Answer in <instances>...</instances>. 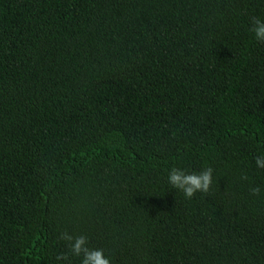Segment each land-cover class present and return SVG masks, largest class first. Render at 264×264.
Masks as SVG:
<instances>
[{
	"label": "trees",
	"instance_id": "1",
	"mask_svg": "<svg viewBox=\"0 0 264 264\" xmlns=\"http://www.w3.org/2000/svg\"><path fill=\"white\" fill-rule=\"evenodd\" d=\"M251 16L264 0H0V264H80L61 232L111 264H264ZM173 166L212 167L211 191L186 200Z\"/></svg>",
	"mask_w": 264,
	"mask_h": 264
},
{
	"label": "clouds",
	"instance_id": "2",
	"mask_svg": "<svg viewBox=\"0 0 264 264\" xmlns=\"http://www.w3.org/2000/svg\"><path fill=\"white\" fill-rule=\"evenodd\" d=\"M250 31L258 43L264 44V19L257 16L250 17ZM256 166L264 169V155L254 158ZM212 167H206L199 172H186L183 168L171 167L167 172V183L172 189L181 193L186 200H192L197 194L207 195L213 185ZM246 179V177H245ZM259 188H253L252 194L258 195ZM59 240L67 241L72 255L82 257L80 264H111V257L106 256L103 249L87 247L88 239L84 235L73 237L67 232H61ZM57 260H68V253H61Z\"/></svg>",
	"mask_w": 264,
	"mask_h": 264
}]
</instances>
